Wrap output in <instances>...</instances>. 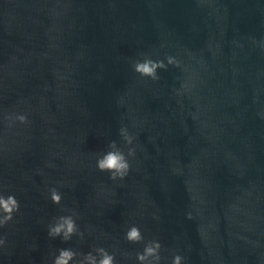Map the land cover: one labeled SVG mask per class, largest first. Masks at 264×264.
<instances>
[{"label":"water","instance_id":"obj_1","mask_svg":"<svg viewBox=\"0 0 264 264\" xmlns=\"http://www.w3.org/2000/svg\"><path fill=\"white\" fill-rule=\"evenodd\" d=\"M113 141L123 179L97 167ZM0 195V264H140L152 241L159 264H264V0H0Z\"/></svg>","mask_w":264,"mask_h":264},{"label":"clouds","instance_id":"obj_2","mask_svg":"<svg viewBox=\"0 0 264 264\" xmlns=\"http://www.w3.org/2000/svg\"><path fill=\"white\" fill-rule=\"evenodd\" d=\"M169 64H178V62L172 58H168ZM167 65L163 61H153L148 58L143 61H137L134 64V70L142 76L151 77L153 80L159 79L157 72L158 69H166ZM18 119L21 123L27 122L25 115H20ZM123 139L127 144L131 145L133 137L129 135L127 128L120 130ZM109 151L103 154L97 160V167L102 172H110L111 179H123L130 171L131 165L125 155L124 151L121 150L115 141L109 145ZM128 156H135V149L129 148ZM51 200L53 203L59 205L62 201V195L55 188L51 189ZM19 202L13 195L7 197L0 195V227L7 225L13 220L14 213L19 211ZM78 227L72 216H61L58 218L55 224L49 225L48 235L51 238L61 237L63 241L67 242L71 240L72 236L77 234ZM82 236L83 233H80ZM126 239L130 242H141L143 240L142 233L137 226H132L126 233ZM6 243L4 239H0V245ZM161 244L158 241H152L147 244L143 253L137 254V259L140 264H145L146 260L150 257L155 258V264H159L161 259L159 251ZM101 259L97 258L91 253L84 257V261L81 264H115V257L109 254L105 249L99 248L96 250ZM77 253L71 249H60L59 255L55 258L54 264H70L75 258ZM183 257L176 255L173 260V264H182Z\"/></svg>","mask_w":264,"mask_h":264}]
</instances>
